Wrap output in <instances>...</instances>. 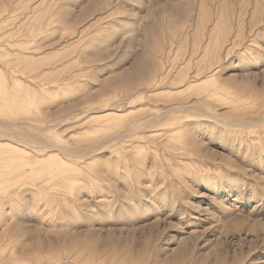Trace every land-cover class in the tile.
I'll use <instances>...</instances> for the list:
<instances>
[{
	"label": "rangeland",
	"instance_id": "1",
	"mask_svg": "<svg viewBox=\"0 0 264 264\" xmlns=\"http://www.w3.org/2000/svg\"><path fill=\"white\" fill-rule=\"evenodd\" d=\"M0 264H264V0H0Z\"/></svg>",
	"mask_w": 264,
	"mask_h": 264
},
{
	"label": "bare ground",
	"instance_id": "2",
	"mask_svg": "<svg viewBox=\"0 0 264 264\" xmlns=\"http://www.w3.org/2000/svg\"><path fill=\"white\" fill-rule=\"evenodd\" d=\"M174 112V111H173ZM131 135V134H130ZM136 135V134H135Z\"/></svg>",
	"mask_w": 264,
	"mask_h": 264
}]
</instances>
